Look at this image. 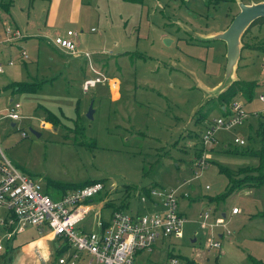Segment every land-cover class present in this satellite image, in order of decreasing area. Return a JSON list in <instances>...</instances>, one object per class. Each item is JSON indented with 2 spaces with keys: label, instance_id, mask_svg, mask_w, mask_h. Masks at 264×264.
<instances>
[{
  "label": "rangeland",
  "instance_id": "rangeland-1",
  "mask_svg": "<svg viewBox=\"0 0 264 264\" xmlns=\"http://www.w3.org/2000/svg\"><path fill=\"white\" fill-rule=\"evenodd\" d=\"M238 11V0H0V49L15 61L0 75V151L52 197L97 179L108 191L106 204L123 203L133 212L142 205L137 193L144 185L187 192L179 199L183 234L158 239L152 251L140 254L141 264L172 253L192 264H264V183L227 193L230 180L255 176L264 167L257 157L233 153L261 145L259 119L249 115L234 127L217 128L216 141L205 150L206 166L196 159L203 131L231 100L220 98L222 86L264 82V23L244 33L249 47L234 62L226 41L216 36ZM6 25H17L25 35L8 50L2 42ZM68 29L79 33L78 46L90 52L89 63L54 45L53 37ZM21 49L28 54L24 61ZM93 68L116 77L119 97L112 96L108 79L83 91ZM11 81L37 86L14 92L4 88ZM239 98L246 109L258 104ZM14 101L21 104L18 119L6 115ZM48 118L55 123L42 126ZM235 136L248 145L234 143ZM208 208L219 224L213 230L199 217ZM91 214L80 229H94ZM222 225L230 233L219 236ZM4 232L1 227L0 264H58L63 239L47 228L29 225L10 239ZM211 240L220 247H209Z\"/></svg>",
  "mask_w": 264,
  "mask_h": 264
},
{
  "label": "built area",
  "instance_id": "built-area-1",
  "mask_svg": "<svg viewBox=\"0 0 264 264\" xmlns=\"http://www.w3.org/2000/svg\"><path fill=\"white\" fill-rule=\"evenodd\" d=\"M22 36L19 27L6 25L2 42L12 43ZM77 36L78 32L68 29L62 34H56L53 43L69 55H83L89 63L90 52L79 48ZM20 57H28L24 49H21ZM14 62L12 58H0V73L5 70V66L13 65ZM93 72L95 76L83 79V91L103 80H109L100 70L93 68ZM239 97L242 96L233 97L225 104L224 112L213 118L203 131L202 148H199L200 153L196 158L201 168L206 166L205 150L216 141L214 133L217 128L234 127L249 115L264 119V90L256 96L260 102L257 108L246 109L245 102ZM20 106L18 101H14L6 115L18 119ZM233 142L240 146L248 145V140L242 136H235ZM106 192L103 181L93 180L52 197L38 179L21 171L0 151V209L4 210V214L0 215V228H5L4 238L10 239L14 233L29 225L47 228L53 238L63 239L57 250L58 264H141L138 261L140 254L152 251L158 239L183 234L182 225L186 216L179 209V198L188 196L187 192H179L176 188L165 189L156 184L144 185L137 193L142 203L138 210L131 212L123 207H112L105 213L103 196ZM211 211V208L202 210L199 217L203 227L208 225L213 230L219 224L211 220ZM231 211L237 213L239 209L234 206ZM89 213H92L94 229H80V223ZM224 226L218 231L219 236L230 233ZM3 244L0 237V251ZM208 246L220 247V242L211 240ZM156 264L192 263L172 253Z\"/></svg>",
  "mask_w": 264,
  "mask_h": 264
},
{
  "label": "trees",
  "instance_id": "trees-1",
  "mask_svg": "<svg viewBox=\"0 0 264 264\" xmlns=\"http://www.w3.org/2000/svg\"><path fill=\"white\" fill-rule=\"evenodd\" d=\"M260 23H264V17H259L255 20H253L249 24V26L245 29L244 33L248 32L253 25L260 24ZM93 29H94V27H93ZM244 33H243V35H244ZM243 35H242V39H241V42H242L241 49H243L245 47H249L248 43H243ZM259 84H260V82L255 81V80H251V81L236 80V81H233L223 91V93L220 95V98L229 101L233 97L240 95L245 99H251L254 95L256 87L259 86ZM35 86H37V83L30 84L28 82H19V83L14 84V89H16L18 91H28V90H33L35 88ZM221 106H220V111L224 112ZM48 120L53 122V120H51L50 118H48ZM53 123H55V122H53ZM81 129H83V126H81ZM258 129L259 130L261 129V131L263 133L261 145L259 147L254 148V149H250L249 147H245L246 148L245 150L237 148V149H239L238 151L235 148L233 153L242 152V154H243V152H245V154L248 156L257 157L264 164V119L263 120L259 119ZM91 181H93V180H90L88 182H91ZM51 182L55 185H61V186L63 185L62 183H59V182H54V181H51ZM88 182H85L83 184H86ZM262 183H264V167H262V170L258 174H256L255 176H250L246 179H242V180L236 181L234 183L230 180L229 181L230 186H229L227 193H230L232 190H234L237 187L256 185V184H262ZM83 184H80L77 186H81ZM143 188H144V186H143ZM122 205H124V204L122 203L121 205L116 206V207L122 208L123 207ZM256 261H257V264H263L259 260H256Z\"/></svg>",
  "mask_w": 264,
  "mask_h": 264
},
{
  "label": "water",
  "instance_id": "water-1",
  "mask_svg": "<svg viewBox=\"0 0 264 264\" xmlns=\"http://www.w3.org/2000/svg\"><path fill=\"white\" fill-rule=\"evenodd\" d=\"M238 5L239 11L233 16L228 26L223 31L216 33L218 38L226 41L227 50L232 62L237 59L241 51V39L245 29L253 20L259 17H264V1L245 3L242 0H238ZM229 83L230 82H228L225 86H222L221 91L225 90L232 82L230 84ZM92 114L93 108L90 106L86 115L91 118ZM32 131L35 132L36 135H40V132L35 130Z\"/></svg>",
  "mask_w": 264,
  "mask_h": 264
},
{
  "label": "crops",
  "instance_id": "crops-1",
  "mask_svg": "<svg viewBox=\"0 0 264 264\" xmlns=\"http://www.w3.org/2000/svg\"><path fill=\"white\" fill-rule=\"evenodd\" d=\"M9 9L7 8V11H8ZM6 16L8 17V14L6 13ZM7 17H5V22H6V20H7ZM233 18V17H232ZM8 21V20H7ZM231 21V20H230ZM230 23V22H229ZM15 26H17V25H15ZM227 26H228V24H227ZM226 26V27H227ZM18 27V26H17ZM226 27H224V28H220V30H217V31H215V33H218V32H221V31H223ZM92 27H90V29H91ZM20 29V28H19ZM21 30V29H20ZM92 30V29H91ZM92 31H94V30H92ZM3 32H4V29H3ZM79 34V33H78ZM25 35L23 34V36H22V38H20L19 40H17V41H15V42H12V43H8L9 45H6L5 46V49L7 48V50L10 48V46L11 45H18L20 42H21V40L23 39H25V37H24ZM78 37V36H77ZM3 55H7L8 56V53L6 52V50L4 51V50H2V49H0V56H3ZM6 58V57H5ZM5 58H1L2 60H5ZM7 58H11L10 56H8ZM6 58V59H7ZM22 59V58H21ZM85 59V58H84ZM86 60V59H85ZM22 61H24V59H22ZM15 63V62H14ZM24 63H26V62H24ZM14 65V64H13ZM11 66V65H10ZM5 71V70H4ZM4 71L2 72V73H4ZM2 73H0V75L2 74ZM109 84H110V87H111V94H112V96L114 97V98H117V97H119V91H118V87H119V85H118V80L116 79V77H113V78H109ZM12 82L13 83H18V82H16V81H11V83L9 82V83H7L5 86H4V88H9V89H12L14 92H18V90H16V89H14V85H9V84H12ZM259 90V91H263L264 90V82H261L260 84H259V86H257L256 87V90ZM255 90V91H256ZM254 97V96H253ZM253 97L251 98V99H244L245 101H248V102H250L251 103V101H257V103L258 104H256L255 105V107H250V109H253V108H257V107H259L260 106V102L255 98L254 100H253ZM246 103V102H245ZM252 104V103H251ZM223 106H224V104L221 106L222 107V109H223ZM222 113V112H221ZM41 125L42 126H47V127H49V126H51L52 125V122L50 121V120H41ZM248 125L250 126L251 125V122H249L248 123ZM141 188H143V186L141 187ZM182 197V196H181ZM180 197V198H181ZM179 198V199H180ZM103 204L106 206L105 207V211L107 210V209H109L110 210V208H112V207H116V206H119V205H121L122 203H120V204H118V203H114V204H112V205H108V204H106V200H104V202H103ZM223 216H224V213L222 214ZM45 229V228H44ZM37 240H41V238H39V239H37ZM39 242H42V243H44V241H39ZM45 249H46V247H45ZM43 252V251H42Z\"/></svg>",
  "mask_w": 264,
  "mask_h": 264
}]
</instances>
